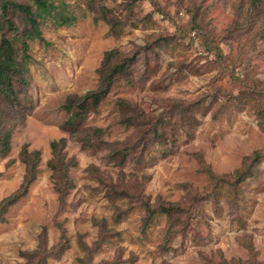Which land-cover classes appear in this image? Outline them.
<instances>
[{
  "label": "rangeland",
  "instance_id": "374dc122",
  "mask_svg": "<svg viewBox=\"0 0 264 264\" xmlns=\"http://www.w3.org/2000/svg\"><path fill=\"white\" fill-rule=\"evenodd\" d=\"M48 1L41 39L28 40L25 55L15 44L26 84L14 80L21 113L0 153V203L22 182V150L38 157L24 196L0 209V264H23L42 232L44 264H80L82 246L101 236L91 264H264V157L235 186L214 178L264 153V0ZM114 50L136 55L128 75L78 125L66 126L65 99L95 91L104 54ZM122 101L156 123L181 101L187 112L177 125L189 133L179 128L174 141L147 142L138 163L121 166L108 147L84 149L79 141L91 129H103L117 148L132 140ZM178 113L170 112L171 122ZM60 139L72 163L63 201L49 168L50 143ZM143 201L181 204L188 222L155 213L144 223Z\"/></svg>",
  "mask_w": 264,
  "mask_h": 264
},
{
  "label": "trees",
  "instance_id": "16d2710c",
  "mask_svg": "<svg viewBox=\"0 0 264 264\" xmlns=\"http://www.w3.org/2000/svg\"><path fill=\"white\" fill-rule=\"evenodd\" d=\"M32 4L33 5L24 2H17L15 0H0V153L7 149L10 142L12 129L8 130V128L17 125L20 120L19 114L21 112L20 110L17 111L20 99L19 93L16 89L17 85H14V80H19L21 82L18 86H24L26 84L23 74H18L19 72L26 73V67L21 65V61H16L17 51L15 49V44H19L20 51L25 55V52L28 49V40L41 39L39 19L44 14L49 15L53 10V6L48 0H32ZM14 19L16 21H14ZM135 60V54L125 57L122 53H119L116 50L105 52L104 60L100 65V84L98 88L95 91L85 93L80 97L68 96L65 99L63 108L65 112L69 114L66 126L72 125V127H74L78 125V120H82L89 110H95L100 101L103 100L110 91L116 79L128 75L129 68L134 64ZM176 108H178L180 112L176 119V122L178 123L171 122L170 115V112ZM119 109L122 111L123 109L128 110V117L123 125L132 128L131 130H135L132 140H129L127 145H124L121 149L116 147V145H119L118 143L106 142L103 140V136L105 135L103 129H91L90 132L87 130L83 133V136L79 141L84 149L102 150V148L108 147L110 151L109 159L112 161L117 159L118 166L124 165L130 159H135L134 161L138 163L140 158L145 154L146 150L144 149V146L147 142L159 141L165 137L166 141L168 135H172L171 139L174 141L176 137L173 136V134L177 129L181 128L189 133L191 128L186 124L183 126L177 125L182 123L178 121L179 118L182 120L186 118L187 106L181 101L170 102V110L168 111L166 120L157 121L158 123L153 122L152 120L151 122H145L144 120L147 115H145L140 109L136 108V106L131 105L126 101H122L119 104ZM65 142V140L60 139L58 142L52 141L50 143L52 159L49 162V168L52 172L53 185L58 192L60 201H63L69 190V185L67 184V181H69L67 178V172L72 164L71 161L65 159L64 152L62 153V149L65 147ZM37 157V152L30 154L26 150H22V161L25 163V174L19 188L14 194L1 201V212H5L10 205H13L26 193L32 180H34V164L37 161ZM263 157L264 153L258 151L244 156L240 168L234 170L231 175L221 176L220 178H218L219 176L213 175L214 178L217 179L216 183L230 185L231 187L241 183L248 177L254 164ZM62 173L63 176L61 175ZM115 191L116 190H112V193ZM188 201L193 200L188 198ZM145 202L146 201H143L141 204H137L141 205L142 209L144 208L146 212V215L143 218L144 223L149 222L155 213L163 214L169 221L173 220L176 215L182 222H188L186 216L182 217L184 216V206L181 204L159 205L156 208H151L146 205ZM43 234L44 233L42 232L40 235V241L36 250L25 252L21 255L24 259L23 264L45 263L49 253L45 249ZM100 238L101 239L96 242V244L94 243L91 248L82 246L85 256L79 260L80 264H91L90 255L96 250V246L98 247L102 242L103 237L101 236ZM221 264H229V262L227 263V261L223 260ZM230 264H249V262L232 260ZM252 264H255L254 261Z\"/></svg>",
  "mask_w": 264,
  "mask_h": 264
}]
</instances>
